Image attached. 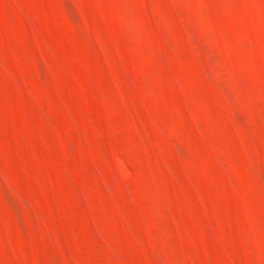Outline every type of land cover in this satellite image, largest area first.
I'll use <instances>...</instances> for the list:
<instances>
[{"label":"rangeland","instance_id":"374dc122","mask_svg":"<svg viewBox=\"0 0 264 264\" xmlns=\"http://www.w3.org/2000/svg\"><path fill=\"white\" fill-rule=\"evenodd\" d=\"M0 264H264V0H0Z\"/></svg>","mask_w":264,"mask_h":264}]
</instances>
